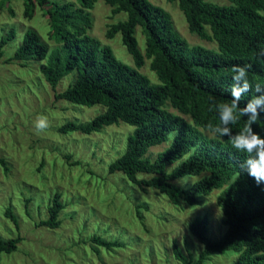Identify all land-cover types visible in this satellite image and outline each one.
Wrapping results in <instances>:
<instances>
[{
    "label": "trees",
    "instance_id": "1",
    "mask_svg": "<svg viewBox=\"0 0 264 264\" xmlns=\"http://www.w3.org/2000/svg\"><path fill=\"white\" fill-rule=\"evenodd\" d=\"M97 1L24 0L28 18H33L38 7L43 8L54 43L29 28L9 61L25 67L30 60L47 59L39 68L57 101L105 109L90 122L62 125L60 133L91 135L120 123L134 128L124 153L110 164L111 174L120 172L135 187L155 189L173 204L183 201L196 206L201 196L218 192L223 235L211 239L209 217L197 218L189 229L202 250L195 260L175 242L172 255L179 264H204L214 254L228 251L237 255L233 264H264V183L257 185L240 169L246 153L234 149L228 137H213L207 130L209 123H219L214 105L231 103L234 65L247 67L253 85V90L241 98V107L257 95L256 84L264 86V57L257 55L264 49V0H224L225 4L167 0L178 3L189 31L215 43L217 51L189 45L170 13L150 0H105L114 14L127 16L111 24L106 36L112 39L121 35L134 67L121 62L109 46L89 34L91 10ZM137 28L145 37L144 52L136 38ZM15 37L11 29L1 38L0 59L4 47ZM147 61L158 82H151L140 72ZM73 72L74 80L57 91L58 83ZM245 119L230 125L233 135L242 130ZM252 128L264 138V113ZM162 145L166 147L155 157L149 155L150 149ZM0 163L8 170L4 160ZM188 176L199 178L187 187L177 183ZM63 209L62 196L55 193L39 225L58 228ZM6 215L18 224L11 210ZM20 241L18 237L0 238V264L2 254L16 251ZM88 244L98 254V248L113 251L123 247L119 240L98 235Z\"/></svg>",
    "mask_w": 264,
    "mask_h": 264
},
{
    "label": "rangeland",
    "instance_id": "2",
    "mask_svg": "<svg viewBox=\"0 0 264 264\" xmlns=\"http://www.w3.org/2000/svg\"><path fill=\"white\" fill-rule=\"evenodd\" d=\"M150 1L170 13L178 33L189 45L218 50L215 43L189 31L177 2ZM24 11V0H0V40L11 29L16 32L0 59V159L8 168L0 163V238L21 240L16 251L2 254L1 264H179L172 255L175 242L196 260L202 246L189 227L197 218L208 216L209 237L215 240L221 235L218 192L201 196L196 206L183 201L173 204L155 189L135 187L120 172L111 174L110 164L124 153L127 137L134 131L124 123L91 135L60 133L62 125L90 122L105 109L57 101L39 68L47 59L30 60L25 67L9 61L29 28L54 43L43 8L38 7L33 18L26 17ZM91 14L89 34L109 46L121 62L134 67L121 35L112 39L106 36L111 24L126 19L125 13L114 14L105 0H98ZM136 38L144 52L145 37L139 28ZM140 72L151 82H158L150 61ZM75 74L62 79L56 90H64ZM41 116L47 117L49 126L38 133L34 122ZM165 147H154L149 155L155 157ZM198 178L188 176L177 183L187 187ZM55 193L62 196L64 209L60 226L49 229L39 223L46 218ZM8 210L17 217V225L7 217ZM94 235L119 240L123 247L113 251L98 248V254L88 244ZM236 257L233 251L214 254L204 264H233Z\"/></svg>",
    "mask_w": 264,
    "mask_h": 264
},
{
    "label": "clouds",
    "instance_id": "3",
    "mask_svg": "<svg viewBox=\"0 0 264 264\" xmlns=\"http://www.w3.org/2000/svg\"><path fill=\"white\" fill-rule=\"evenodd\" d=\"M257 55L264 57V49H261ZM231 71L234 73L231 103L214 105L219 116V123H209L207 130L213 137H228L234 149L247 154L240 169L246 171L256 184L260 185L264 183V138L253 131L252 125L257 124L261 119V113H264V86L256 84L257 95L241 107V98L253 90V85L249 83L247 67L234 65ZM209 111H212V107ZM241 118L245 119V125L240 132L233 135L230 125H236ZM48 126L46 116H41L34 122V128L38 133L45 131Z\"/></svg>",
    "mask_w": 264,
    "mask_h": 264
}]
</instances>
